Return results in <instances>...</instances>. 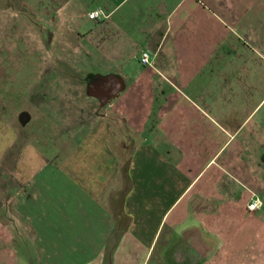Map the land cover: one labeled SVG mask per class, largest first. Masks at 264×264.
Here are the masks:
<instances>
[{"label":"crops","instance_id":"1","mask_svg":"<svg viewBox=\"0 0 264 264\" xmlns=\"http://www.w3.org/2000/svg\"><path fill=\"white\" fill-rule=\"evenodd\" d=\"M241 1L40 2V118L23 111L0 171L21 264H264V46L235 28ZM51 117L54 158L27 155Z\"/></svg>","mask_w":264,"mask_h":264},{"label":"rangeland","instance_id":"2","mask_svg":"<svg viewBox=\"0 0 264 264\" xmlns=\"http://www.w3.org/2000/svg\"><path fill=\"white\" fill-rule=\"evenodd\" d=\"M30 9H27L26 0H0V171L7 172V159L18 145V138L10 139L11 129H20L24 120L18 118V113L25 111L35 115L30 101L23 100L29 97L28 88L37 73L33 62L37 59L34 53L27 52L29 42L24 37L26 29L24 23H30V30L42 26L40 2L43 0H30ZM34 3V4H33ZM238 12L242 17L237 21L236 29L244 39L257 37V44L264 46V0H243L237 3ZM37 34V33H36ZM39 39V36H36ZM31 40V36H30ZM31 47V44H30ZM35 63V62H34ZM37 63V62H36ZM261 69V67H260ZM258 74H263L259 70ZM30 81V84H29ZM37 102V101H36ZM30 103V104H28ZM58 118L51 117V128L46 137L30 140L32 146L26 145V153L40 154L46 157L54 156L57 152V143L67 135L65 127L58 131ZM12 127V128H11ZM20 131V135L22 132ZM44 141V142H41ZM56 145V146H54ZM58 160V157L55 158ZM32 170V169H31ZM4 176H0V184L4 183ZM7 193V191H6ZM4 195L0 192V196ZM5 210V211H3ZM6 209H1L0 216L6 214ZM0 230V264H21L22 258L30 254V236H21L11 231L7 222L2 224ZM260 252L264 251V239H259Z\"/></svg>","mask_w":264,"mask_h":264},{"label":"built area","instance_id":"3","mask_svg":"<svg viewBox=\"0 0 264 264\" xmlns=\"http://www.w3.org/2000/svg\"><path fill=\"white\" fill-rule=\"evenodd\" d=\"M103 16H104V13L99 8L93 9L92 11H90L88 13V17L90 19L95 20V21L100 20ZM140 62H141V64L149 63V52L147 50H144L141 52ZM258 204H259L258 200L253 199L248 203L247 208H248V210H255L258 207Z\"/></svg>","mask_w":264,"mask_h":264},{"label":"flooded vegetation","instance_id":"4","mask_svg":"<svg viewBox=\"0 0 264 264\" xmlns=\"http://www.w3.org/2000/svg\"><path fill=\"white\" fill-rule=\"evenodd\" d=\"M18 118L23 120L24 119V112L18 113Z\"/></svg>","mask_w":264,"mask_h":264},{"label":"trees","instance_id":"5","mask_svg":"<svg viewBox=\"0 0 264 264\" xmlns=\"http://www.w3.org/2000/svg\"><path fill=\"white\" fill-rule=\"evenodd\" d=\"M90 92H92V91H90ZM93 93H95V92H93Z\"/></svg>","mask_w":264,"mask_h":264}]
</instances>
